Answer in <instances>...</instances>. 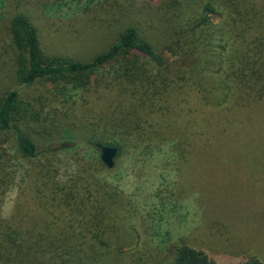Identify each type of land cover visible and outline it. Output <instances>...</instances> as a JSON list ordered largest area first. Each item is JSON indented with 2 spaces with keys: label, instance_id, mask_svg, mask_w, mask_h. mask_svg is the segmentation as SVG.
<instances>
[{
  "label": "rangeland",
  "instance_id": "rangeland-1",
  "mask_svg": "<svg viewBox=\"0 0 264 264\" xmlns=\"http://www.w3.org/2000/svg\"><path fill=\"white\" fill-rule=\"evenodd\" d=\"M155 2L0 0V100L18 85L9 20L19 9L46 51L88 59L130 20L129 6ZM116 75L102 69L86 89L50 80L21 88L36 111L21 128L41 153L23 159L0 137V230L37 227L55 241L66 233L69 242H55L57 264H171L182 242L216 264H264V99L207 105L177 81L149 103L145 86ZM110 122L124 138H115L124 150L113 169L89 143Z\"/></svg>",
  "mask_w": 264,
  "mask_h": 264
},
{
  "label": "trees",
  "instance_id": "trees-1",
  "mask_svg": "<svg viewBox=\"0 0 264 264\" xmlns=\"http://www.w3.org/2000/svg\"><path fill=\"white\" fill-rule=\"evenodd\" d=\"M155 1L135 10L129 6L126 14L130 20L122 24L105 49L88 59L46 51L37 25L22 9L16 11L9 20V32L18 85L0 100V137L11 140L23 159L38 158L39 144L21 128L36 118L33 106L24 102L21 88L50 80L86 89L107 67L116 69L122 83L145 86L141 88L149 103L171 90L177 81L191 83L207 105H255L264 99L263 0ZM149 65L154 68L153 75L146 70ZM116 125L119 123H107L101 130L105 136L94 134L89 143L116 147L119 159L124 146L116 139L124 138ZM122 132L126 136L131 133ZM103 137L116 141L107 143ZM1 150L0 143V158ZM37 229L33 227L24 235L0 230L1 257L10 258V264H57L60 255L56 254L55 242H69L64 240L67 234L55 241ZM99 237L96 230L98 242ZM173 254L171 264H216L207 253L184 242L175 246ZM239 264L263 263L252 257Z\"/></svg>",
  "mask_w": 264,
  "mask_h": 264
},
{
  "label": "water",
  "instance_id": "water-1",
  "mask_svg": "<svg viewBox=\"0 0 264 264\" xmlns=\"http://www.w3.org/2000/svg\"><path fill=\"white\" fill-rule=\"evenodd\" d=\"M96 148L101 153L102 162L107 166L109 169H113L115 166V160L118 156V149L112 146H105L102 144L96 145Z\"/></svg>",
  "mask_w": 264,
  "mask_h": 264
}]
</instances>
